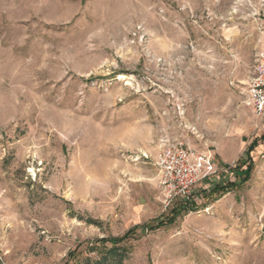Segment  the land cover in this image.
<instances>
[{"label": "rangeland", "instance_id": "1", "mask_svg": "<svg viewBox=\"0 0 264 264\" xmlns=\"http://www.w3.org/2000/svg\"><path fill=\"white\" fill-rule=\"evenodd\" d=\"M262 26L264 0H0V264H264ZM162 129L243 169L258 143L247 181L142 231L180 204Z\"/></svg>", "mask_w": 264, "mask_h": 264}, {"label": "built area", "instance_id": "2", "mask_svg": "<svg viewBox=\"0 0 264 264\" xmlns=\"http://www.w3.org/2000/svg\"><path fill=\"white\" fill-rule=\"evenodd\" d=\"M246 105L257 116L264 117V44L256 55L247 85ZM177 109L182 118L181 107ZM153 164L158 170L168 208L176 203L194 207L209 195L212 183L236 182L232 172L237 165L223 166L209 151L192 147L182 135L168 129L160 131Z\"/></svg>", "mask_w": 264, "mask_h": 264}, {"label": "trees", "instance_id": "3", "mask_svg": "<svg viewBox=\"0 0 264 264\" xmlns=\"http://www.w3.org/2000/svg\"><path fill=\"white\" fill-rule=\"evenodd\" d=\"M264 139V136L263 138ZM257 143L258 140H255L248 148L247 152L244 153L243 155V159L242 162H244L245 164L248 163V166H246V169H243V165L239 164L237 166V175H238V182H245L248 180L250 173L252 171V165L251 162L249 164L250 160V154L255 150V148L257 147ZM244 164V165H245ZM234 183H228L226 184V186H220L217 185L214 188H212V190L210 191L209 195L213 196L214 194H218V193H224L227 191V188L234 186ZM197 209L195 208V206L193 208H190L184 204H179L176 208H174L167 216L163 217L161 220H158L156 222H154L155 224H147L141 227L142 231H154L155 229L164 227V226H168V225H172L176 219L183 213V212H194ZM133 231V230H132ZM132 232H128L127 234H125L122 238H115V239H109V240H104L102 239L100 241V243H111L112 245L116 246L119 243L125 241L126 239H128L131 236Z\"/></svg>", "mask_w": 264, "mask_h": 264}, {"label": "crops", "instance_id": "4", "mask_svg": "<svg viewBox=\"0 0 264 264\" xmlns=\"http://www.w3.org/2000/svg\"><path fill=\"white\" fill-rule=\"evenodd\" d=\"M262 44H264V26H262V27H260V36H259V38L257 39V42H256V44H255V51H254V55H253V64H252V67H251V76H252V71H253V66H254V64H255V58H256V55H257V53H258V51H259V48H260V46L262 45ZM241 61V60H240ZM241 63V62H240ZM238 64V65H241V64ZM209 68H212V66H209ZM200 69H203V67L202 66H200V65H195L194 64V72H199L200 71ZM251 76L249 77V80H250V78H251ZM249 80H248V83H249ZM248 85V84H247ZM198 94V96H199V92L197 93ZM202 99V101H205L204 103H207L208 101H209V97L207 96L206 98H204V97H202L201 98ZM199 150V149H198ZM223 166H226V167H230L231 165H232V163H230V161L228 160V161H226V162H223V164H222ZM237 169V168H236ZM245 169V168H244ZM232 174L234 175V176H236V182H231V181H229V182H227V183H223V184H221V183H215V184H213L212 183V187L211 188H214L215 186H217V185H220V186H226V184H228V183H238V175H237V171L235 170V171H233L232 172ZM209 185V184H208Z\"/></svg>", "mask_w": 264, "mask_h": 264}]
</instances>
